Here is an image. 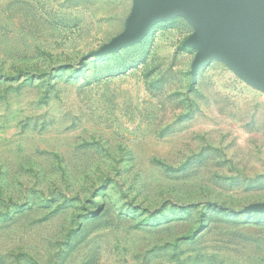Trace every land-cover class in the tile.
<instances>
[{
    "label": "rangeland",
    "instance_id": "obj_1",
    "mask_svg": "<svg viewBox=\"0 0 264 264\" xmlns=\"http://www.w3.org/2000/svg\"><path fill=\"white\" fill-rule=\"evenodd\" d=\"M136 0H0V264H264V86Z\"/></svg>",
    "mask_w": 264,
    "mask_h": 264
},
{
    "label": "water",
    "instance_id": "obj_2",
    "mask_svg": "<svg viewBox=\"0 0 264 264\" xmlns=\"http://www.w3.org/2000/svg\"><path fill=\"white\" fill-rule=\"evenodd\" d=\"M176 15L188 17L197 27L189 41L199 50L195 69L222 58L264 86V0H136L128 31L96 55L135 44L156 22ZM250 210L264 211V205Z\"/></svg>",
    "mask_w": 264,
    "mask_h": 264
}]
</instances>
